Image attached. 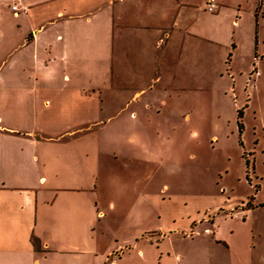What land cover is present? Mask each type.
<instances>
[{
  "label": "rangeland",
  "instance_id": "rangeland-1",
  "mask_svg": "<svg viewBox=\"0 0 264 264\" xmlns=\"http://www.w3.org/2000/svg\"><path fill=\"white\" fill-rule=\"evenodd\" d=\"M207 1H120L76 23L67 69L35 71L71 79L36 94H80L102 174L126 182L118 264H264V0H216L218 13ZM11 5L0 0V45L16 38ZM177 11L157 64L151 42L127 49L126 26L171 27ZM9 55L0 46V113L34 124L12 112L27 71Z\"/></svg>",
  "mask_w": 264,
  "mask_h": 264
},
{
  "label": "crops",
  "instance_id": "crops-1",
  "mask_svg": "<svg viewBox=\"0 0 264 264\" xmlns=\"http://www.w3.org/2000/svg\"><path fill=\"white\" fill-rule=\"evenodd\" d=\"M10 1L16 38L0 46L27 71L14 82L22 90L12 112L39 121L8 126L5 110L0 113V264H118L126 257V236L116 232L126 228V182L102 174L91 134L97 122L82 119L80 94H36L51 84L66 93L71 79H40L35 71L67 69L68 57L78 51L76 23L133 0ZM215 10L220 12L217 4ZM175 16L171 27L126 26L127 49L140 38L149 52L151 42L157 64L171 34L180 30L178 11ZM193 19L184 29H192Z\"/></svg>",
  "mask_w": 264,
  "mask_h": 264
},
{
  "label": "built area",
  "instance_id": "built-area-1",
  "mask_svg": "<svg viewBox=\"0 0 264 264\" xmlns=\"http://www.w3.org/2000/svg\"><path fill=\"white\" fill-rule=\"evenodd\" d=\"M15 9V8H13ZM216 9V3L215 0H208L206 3V10L209 12H212Z\"/></svg>",
  "mask_w": 264,
  "mask_h": 264
}]
</instances>
